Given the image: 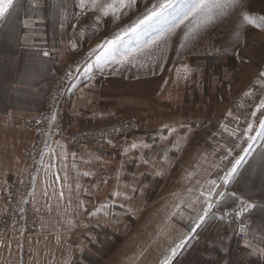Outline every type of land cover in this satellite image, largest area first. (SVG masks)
<instances>
[{"label": "crops", "instance_id": "crops-1", "mask_svg": "<svg viewBox=\"0 0 264 264\" xmlns=\"http://www.w3.org/2000/svg\"><path fill=\"white\" fill-rule=\"evenodd\" d=\"M86 11L80 7V0H14V7L0 19V225L9 186L20 178L23 167L30 165L22 153L34 148L36 129L28 123L41 114L54 80L51 71H60L71 54H76L78 37L72 27ZM175 13L170 19L164 11L158 18L162 20L155 23L154 19L129 32L123 41L109 50L104 48L95 61L86 63L67 91V126L81 125L76 119L83 108L76 103L81 95H92L88 101L96 99L94 88L118 79L115 71L130 57L140 64L145 61L137 55L152 49L156 45L153 41L171 32L167 28L181 20V12ZM100 15L96 13L95 22L90 24L97 23ZM90 24L80 33L92 35ZM182 70L175 67L156 84L154 106L147 113L170 111L175 106L184 110V102H162L176 93L175 87L184 86ZM140 112L144 114L145 109ZM227 114L231 145L238 118L232 111ZM117 115L113 107L97 110L89 113L84 123L109 121ZM142 118L139 131L113 145L74 148L62 140L51 141L33 191L40 218L37 235L20 240L13 232L6 242L0 241V264H103L106 249H113L114 239L120 237L119 225H134L140 220V211L152 208L162 209L145 220L147 225L154 224L145 240L147 249L159 247L153 264L164 256L169 264H264V139L256 137L227 184L222 178L213 185L211 172L218 153L222 155L221 150L227 147L224 133L222 141L218 134L213 143L207 134L208 139L201 141L202 152V147L195 151L188 149L196 137L194 120L178 113L171 119L153 120L146 113ZM224 124L225 119L218 127L223 129ZM212 152L216 157L213 166ZM170 179L174 183L172 194L163 199L159 194ZM200 189L211 191L209 198L216 200L206 214L211 201L205 199L204 204V198L200 201L193 195ZM248 204L253 207L243 211L241 220L250 226L251 238L238 240L236 222L225 223L221 211L236 206L241 211ZM186 206H191L190 214L203 217L192 235L182 230L183 225L175 226L183 221ZM170 227L173 231L169 232ZM182 240L185 243L172 255L171 249ZM140 257L137 248L125 256L129 264H139Z\"/></svg>", "mask_w": 264, "mask_h": 264}, {"label": "rangeland", "instance_id": "rangeland-1", "mask_svg": "<svg viewBox=\"0 0 264 264\" xmlns=\"http://www.w3.org/2000/svg\"><path fill=\"white\" fill-rule=\"evenodd\" d=\"M157 2L158 0H136L135 4L120 9L115 15H113L111 11H109L108 15H103L101 12L100 6L111 3V0H99V3L94 10H89L85 7L86 10H88L86 11L87 14L78 20V22L72 27L73 34H75V37H78L76 38L79 47L76 54H71L67 59V63L65 62L64 67L60 71H51L54 80L50 85L49 90L58 82L57 74L64 73V70L68 66L77 63L80 59L83 60L80 69L76 72V74H78L88 61H95L94 58L96 55L98 56L100 51L104 50L102 45H104L106 41L115 39L117 35H121L122 37L118 42L123 41V39L130 34L122 35L124 30L131 28L139 18L147 13V10L151 5ZM194 2L195 0H174L172 7L165 10L168 14L167 17L170 19L173 18L176 16L175 11L179 10L181 12L180 18L182 19ZM96 13H101L100 19L103 18V21L97 19V23L90 24L91 21L95 20L94 17H96ZM245 13L253 18L264 17V0H238V3L227 8L224 14L217 15L211 22L201 23L199 26H197L194 20L186 19L183 23L179 24L178 27H175L174 31L169 32L164 37L160 36L156 41V45L152 49H150V45L147 44L145 47H149L150 50L137 55L140 57L143 56L145 59L142 64H140V60H136L135 58L131 60L132 57H130L126 63H124L122 68L115 71L114 74L118 75V79L113 78L111 80L112 82L110 81L106 84H100L94 88L97 96L96 99L88 101V98L92 96H89L88 93H85L78 98L76 101L77 106L83 105V108L80 109L81 117L76 118L78 120L77 123L81 124L79 127L74 126V128H72L64 123V116L69 102L67 90L63 98L64 101L61 103L62 112L60 115L65 135L81 132L82 130H97V128L109 126L113 124V122L122 119L130 118L135 121L137 127L126 135L119 137L116 141L98 144L93 142L82 143V145H91L94 147L109 146L129 137V135L134 132L136 133L139 131L142 126L141 120L144 119L142 117L145 113L153 120H160L161 118L171 119L176 116V113H178L181 117H184L189 121L194 120V132L196 137L193 138L188 146V149L190 150L195 148L196 151L201 148L202 140L206 138L208 139V135H210L209 138L211 139V143H213L215 137H218V134L221 135V141L224 136L223 133L226 135L225 140L227 147L224 151H222L223 149L221 150L222 155L219 156L218 153L217 161L211 172L213 182L220 174L218 172L220 168L219 164L221 160L224 159V155L233 152L238 139L239 129H241L239 125V112L232 110L233 104L237 102L240 97L246 95L252 96L255 98L256 102L255 107L253 108L254 110L251 111L252 113L256 111L260 100L264 99V75H262L264 74V28L253 27L246 24L242 25V17ZM158 18L159 16L155 18V23L162 20ZM88 24L91 25L90 28L92 32H90L92 35L89 37L86 33L85 35L80 33ZM172 28V26H169L167 29L170 30ZM175 67H181L183 69L184 86L175 87L173 91L176 93L168 97L167 100L162 99V102H184V110L179 111L180 106H175V108H172L170 111L160 109L158 112L155 110V114L152 115L147 113V110H152L154 106L151 103H153L154 95L157 92L156 84L161 82L162 78L168 74V72L173 71ZM119 76H125V79H119ZM46 99L47 97L43 103L42 111L44 110ZM143 105H146L144 107L145 113H138V111L144 110L142 109ZM112 107L116 108L118 111V115L113 117V119H110L109 121H97V123L93 124L84 123L85 119L87 120L89 113ZM177 108H179V110H177ZM230 111L237 114L238 118L235 130L236 137L231 145L229 144L232 135L230 134L231 126L227 114V112ZM263 112L264 109H260V111L256 112V115L260 116ZM250 118L254 120V118L257 117L250 115ZM223 119H225V124L224 128L221 129L218 126L221 125ZM219 122L220 124L218 125ZM33 127L36 129L33 139V149L37 150L43 141V136L39 137L37 127L32 126L31 128ZM54 139L67 142L74 148L82 147V145L75 147L69 142V140L59 137L52 138L51 141ZM51 141L48 150L43 154L44 156L50 149ZM203 146L207 148L206 143H203ZM202 150L203 147L200 151L202 152ZM25 152L22 153V156L24 162H27L24 154ZM38 154L39 153L37 152L35 153L34 161L38 160ZM213 156L214 153L213 155L211 154L213 159L212 166L216 160V157ZM234 156L235 154L232 155L233 158ZM42 160L39 169L42 167ZM33 167L34 163H31V165L26 168L23 167L20 178L12 183L20 182L19 187H23L21 199L25 195L28 197L29 205L26 206L23 213L22 208L16 217L17 222H21L24 218L26 224L29 223L32 231H30L26 237L37 235L36 226L40 221L33 201V191L36 188V181L40 173L39 169L34 186L30 189L28 194L25 193L28 190L25 187V183L32 176ZM168 181L169 180H166L167 184L165 190L159 194L163 199L172 194L170 190H172L171 187L174 183L172 179H170L169 182ZM203 191L204 190L200 189L195 194L193 192V195L198 196L200 201L204 198L203 202L205 204V199H207L205 197L209 192L206 191V193H204L205 191ZM201 194H204V196L201 197ZM215 201L216 200H212L211 204H216ZM236 207L239 210L240 207ZM161 210L162 209L160 208H152L151 210L147 209L140 211L141 213L138 215L140 220L137 219L135 224L131 226L124 225V222L121 223L117 230L120 237H118V241L117 237L114 239L116 242L113 249H106L107 257L103 264H117L118 262L129 264L127 263L125 256L136 248L139 250V254L143 256L139 258V264H153V261L157 260L159 255V247L148 246L147 249L146 244L148 242L145 240L147 235L151 232V226L153 227L154 224L147 225L145 222L148 219L147 217L154 216ZM190 212L191 206L184 207L182 213L184 216L183 221L179 224H175L177 229L179 228V225H183L182 230H184L187 235L190 231L189 224L193 222L194 219L201 218L195 214H190ZM238 217L241 219L242 214L238 215ZM18 226V224H15L11 230V235L14 236L13 232H15L17 238H19L18 233L20 228ZM171 228L172 227L167 229V231H173ZM250 238L251 236L248 239ZM131 248L134 249L130 250ZM120 257L122 258L120 259ZM164 258L160 261L162 262ZM160 261L158 264L161 263Z\"/></svg>", "mask_w": 264, "mask_h": 264}, {"label": "built area", "instance_id": "built-area-1", "mask_svg": "<svg viewBox=\"0 0 264 264\" xmlns=\"http://www.w3.org/2000/svg\"><path fill=\"white\" fill-rule=\"evenodd\" d=\"M83 60L80 59L77 63H74L73 65L68 66L64 73L57 74V80L58 82L56 85L52 86V88L49 90V95L47 96L44 110L38 116L34 122L29 123L31 126H36L38 130V136H43V141L41 145L37 148V150L32 149L30 151H26L24 154L26 156L27 162L30 161L31 163H34L33 167V173L30 179L25 183L26 189H28L25 193L28 194L30 189L34 186V183L36 181L37 172L39 169L40 162L43 158V154L48 150L49 143L52 140V138H62L65 140H69V142L77 147L82 145V143L85 142H93V143H105V142H113L116 141L119 137H122L135 129L136 123L132 119H122L120 121L113 122V124L105 127L97 128V130H82L81 132H75L71 134L64 133V129L62 127L61 123V103H63V98L66 94V91L68 90V87L70 83L75 80L77 77L76 72L80 69V66L82 65ZM255 98L252 96L246 95L243 97H240L237 102H235L232 106V110L239 112V135L238 139L236 141L235 147L233 152L229 154L224 155V159L221 160L219 166L218 172L221 174L219 179L217 180V184L220 183V180L224 177V175L232 168L235 161L239 158H241L245 152L247 151L249 145L253 144L254 141H249L248 137L253 136L257 137V133L260 130L259 127V121L261 119H264V112L259 116L256 115L257 118H250L251 111H253L255 107ZM54 117V119H53ZM238 125V126H239ZM249 125L252 126V131H248ZM256 139V138H255ZM38 154V160L34 161V155L36 152ZM235 154L234 158L232 155ZM20 182L11 184L10 186V193L7 201V206L5 210V214L3 217V222L0 225V241L6 242V240L10 239L11 237V230L13 229L15 224H18L19 228V239H22L26 237V235L32 231L30 229L29 223L26 224L25 219L20 222H17V215L18 212L26 209V206L29 205L28 203V197L25 195L21 199V192H22V186L19 187ZM239 211L238 208L235 207H226L224 210L221 211L223 215V220L225 223H237V239H248L250 237V231L251 228L248 225V223L242 221L238 215H236V212ZM201 222V219H194L193 222L189 224L190 231L189 235H192Z\"/></svg>", "mask_w": 264, "mask_h": 264}, {"label": "snow or ice", "instance_id": "snow-or-ice-1", "mask_svg": "<svg viewBox=\"0 0 264 264\" xmlns=\"http://www.w3.org/2000/svg\"><path fill=\"white\" fill-rule=\"evenodd\" d=\"M99 3V0H80V7L84 9L87 7L89 10H94L97 7V4ZM136 3V0H111V3L107 5H101V12L103 15H108L109 11L113 15L117 13L120 9H123L124 7L133 5ZM174 3V0H158L157 3H154L151 5V7L147 10V13L139 18L135 24L131 28H127L124 30L122 35H127L129 32H136L139 29H141L143 26L148 25L150 22H152L155 18L160 16L165 10L172 7ZM238 3V0H195V2L192 4V6L189 8V10L184 14V17L173 26L172 29L169 31H174L175 27H178L179 24L183 23L186 19H192L196 22L197 26H199L201 23H207L211 22L217 15L224 14L225 10L229 7H232ZM14 7V0H0V19H4L6 16V13H9L10 10ZM251 25L253 27H260L264 28V17H256L253 18L249 14L245 13L242 17V25ZM121 35H117L115 39L108 40L102 47H104L106 50L111 49L119 40H121ZM156 41H153L155 43ZM47 55V53H45ZM264 75V74H262ZM260 109H264V99L260 100V103L256 109V111L252 112L251 115L253 117L256 116V112L260 111ZM54 119V117H53ZM259 127L261 131L257 133V136L261 139H264V119H261L259 121ZM248 131H252V126L249 125ZM256 137L249 136V141H254ZM135 147V145H133ZM251 147V144L249 145ZM245 155H247V151L245 152ZM244 157H241L235 161L232 168L224 175L223 181L225 184L229 182L230 177L233 176V173L236 172L237 166L241 163V160H243ZM213 185H215V181L212 182ZM208 195L211 197L212 192L210 191ZM235 196V193H233ZM241 204H244L243 201H241ZM212 204L209 203L207 205V208L205 209V214L209 209H211ZM253 205L248 204L245 205L241 211L237 212L236 215H241L243 211H246L249 208H252ZM201 220L203 217L200 218ZM185 241H181L180 243L176 244V246L171 249L172 255H175L176 251L183 246ZM264 254V253H262ZM162 264H169V259L166 258Z\"/></svg>", "mask_w": 264, "mask_h": 264}, {"label": "bare ground", "instance_id": "bare-ground-1", "mask_svg": "<svg viewBox=\"0 0 264 264\" xmlns=\"http://www.w3.org/2000/svg\"><path fill=\"white\" fill-rule=\"evenodd\" d=\"M220 175H221V174H219V175H218V177L215 179V182H216V183H217V180H218V178L220 177ZM206 198H207V200H210V201H211V199L209 198V196H208V195H207V197H206ZM206 202H207V201H206Z\"/></svg>", "mask_w": 264, "mask_h": 264}]
</instances>
